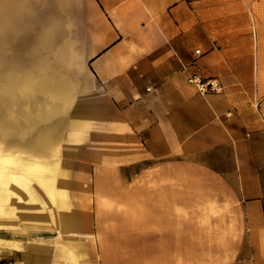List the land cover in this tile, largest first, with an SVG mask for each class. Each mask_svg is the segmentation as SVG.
Returning a JSON list of instances; mask_svg holds the SVG:
<instances>
[{"label": "rangeland", "instance_id": "obj_1", "mask_svg": "<svg viewBox=\"0 0 264 264\" xmlns=\"http://www.w3.org/2000/svg\"><path fill=\"white\" fill-rule=\"evenodd\" d=\"M231 1L216 5L233 7L218 11L216 24L205 32L220 44H229L232 32L237 34V41L248 48L246 80L240 84L239 101H228L225 126H212L211 134L217 139L209 146L164 155L148 146L145 131L114 125L110 119L95 123L83 136H65L69 128L64 124L50 150H24L35 159L45 157L46 151L55 152L51 161H59L52 176L57 187L69 180L66 171L72 170L88 264H264L262 210L251 204L256 189L263 191L264 201V0H246L241 10L239 0ZM81 4V0H46L32 8L30 0H17L15 9L8 3L0 18V73L23 68L33 55L39 63L51 60L58 44L70 36L76 39L71 68L81 75L80 42L86 38L81 26L96 25L94 18H81ZM58 27L63 34L50 41ZM189 78L187 83L197 91ZM222 92L197 91L201 96ZM48 101L40 92L32 99L21 98L8 118L23 124ZM21 147L4 146V152ZM1 180L5 182L4 175ZM31 185L39 189L42 205L43 200L49 202L48 210L61 215L71 208L70 195L62 187L54 206L37 182ZM5 208L10 210V204ZM16 211V219L4 222L38 225L25 221L21 208ZM45 226L54 233L41 235H58L53 223ZM25 234L0 231L1 238L27 241ZM17 246L3 252L0 245V259L24 250L23 244ZM2 263L13 264L6 259Z\"/></svg>", "mask_w": 264, "mask_h": 264}, {"label": "crops", "instance_id": "obj_2", "mask_svg": "<svg viewBox=\"0 0 264 264\" xmlns=\"http://www.w3.org/2000/svg\"><path fill=\"white\" fill-rule=\"evenodd\" d=\"M81 2V18H94L96 25L81 26L86 38L80 42L83 65L78 102L86 118L77 135L83 136L95 123L111 119L114 125L134 126L131 129L139 133L145 131L148 146L164 155L194 152L217 139L211 134L212 126H225L228 101H239L240 84L246 80L243 68L249 57L248 48L237 41L235 32L229 44L214 43L209 37L218 11H230L233 7L219 9L216 5L232 1ZM242 3L246 0H239L240 10L245 8ZM75 45L76 39L74 50ZM196 50H200L201 56L195 54ZM195 74L217 77L223 92L199 95L187 83ZM66 174L69 180L63 182L62 189L70 195L71 208L64 214L48 210V201L43 200L42 205L39 189L32 185L31 198H12L5 204H10V210L4 205L0 211V231L24 232L28 240L0 237L3 252L8 246L18 247V243L24 247L0 260H11L13 264H88L73 197L72 170ZM253 198L251 204L262 210L264 231L263 191L256 189ZM21 200L23 203L19 204ZM17 208H21L25 221L33 220L38 225L4 222L16 219ZM47 222L56 226L58 235H41L42 231L54 233L53 229H45Z\"/></svg>", "mask_w": 264, "mask_h": 264}, {"label": "bare ground", "instance_id": "obj_3", "mask_svg": "<svg viewBox=\"0 0 264 264\" xmlns=\"http://www.w3.org/2000/svg\"><path fill=\"white\" fill-rule=\"evenodd\" d=\"M37 2L41 4L46 0H30L31 7ZM8 3L17 8V0H0V18ZM62 34L63 30L58 27L49 40H58ZM73 46L74 40L69 36L58 44L51 60L39 63L33 55L23 68L0 73V184L6 186V189L0 188V211L12 198L21 199L24 195L31 198L32 181L44 190L50 203L57 205L62 185L57 187L52 177L59 169V161H51L55 152L46 151L45 157L35 159L24 150H50L59 139L64 124L69 125L65 136L77 135L83 128L86 115L79 109L81 103L76 96L82 83L80 74L71 68L76 58ZM39 92L49 101L37 115L28 116L23 124L8 118L21 98L32 99ZM20 144L24 146L22 149L4 152V146L11 148ZM2 175L5 182L1 180Z\"/></svg>", "mask_w": 264, "mask_h": 264}, {"label": "built area", "instance_id": "obj_4", "mask_svg": "<svg viewBox=\"0 0 264 264\" xmlns=\"http://www.w3.org/2000/svg\"><path fill=\"white\" fill-rule=\"evenodd\" d=\"M197 54H200V50L196 51ZM189 82L193 84L197 91L201 94H208L209 92L219 93L222 90L221 85L217 80H208L203 81L198 76H191ZM2 264H11V263H2Z\"/></svg>", "mask_w": 264, "mask_h": 264}]
</instances>
